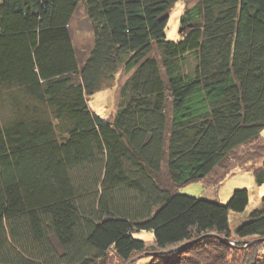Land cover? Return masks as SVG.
Segmentation results:
<instances>
[{
  "label": "trees",
  "instance_id": "16d2710c",
  "mask_svg": "<svg viewBox=\"0 0 264 264\" xmlns=\"http://www.w3.org/2000/svg\"><path fill=\"white\" fill-rule=\"evenodd\" d=\"M180 1L0 0V264L149 250L144 264H264V194L232 230L248 189L227 203L180 191L201 181L217 195L237 157L264 189V0H199L169 40ZM81 4L85 60L70 30ZM120 66L131 74L104 119L88 98Z\"/></svg>",
  "mask_w": 264,
  "mask_h": 264
},
{
  "label": "rangeland",
  "instance_id": "374dc122",
  "mask_svg": "<svg viewBox=\"0 0 264 264\" xmlns=\"http://www.w3.org/2000/svg\"><path fill=\"white\" fill-rule=\"evenodd\" d=\"M198 1L199 0H181L172 7L169 15L170 21L166 30L167 38L169 40L177 41L181 39V34L185 33V30H180L181 16L187 8L193 6ZM70 30L74 45L78 53V57L80 60H85L94 43L92 23L88 19L85 4H81L76 11L70 23ZM130 74L131 73L127 72L123 66H120L114 79L106 83L105 87L101 91L88 98L90 109L104 119L112 120L120 104L121 88ZM262 136L264 138V130L262 131ZM256 145L249 144L248 147L246 146L245 148H243L240 158L250 150H253ZM261 162V159L258 160L257 164L254 163V166H259ZM228 164L236 167L239 171L234 176L226 179L222 183L220 189L217 191V195H215L216 199L221 203H227L228 199L231 196V193L234 189L237 188H246L249 190L250 194V202L246 211L242 213L234 212L231 214V225L232 230H234L235 227L246 221L252 210L260 206L261 197L264 194V189L255 182L253 165H243L244 163H239V157H237V159H231ZM222 170L223 169H220L221 172ZM219 174H216V177H218ZM165 175L166 170L164 169L162 173V179ZM208 187L209 188H206L203 182L198 181L180 187V191L197 197H208V190L213 189L210 186ZM138 235L140 236L139 238L146 239L147 243L153 242L151 240L153 238V235L150 233L142 232ZM177 248L178 246L173 247L169 250L174 251ZM164 253H166V251H162L161 254ZM155 254H159L158 251L149 250L147 252L136 255L132 259V261L127 263L120 260L117 256H115V254H110L108 261L100 264H136V262L140 260L141 261L139 262V264H144L146 261H150L152 259V255Z\"/></svg>",
  "mask_w": 264,
  "mask_h": 264
},
{
  "label": "crops",
  "instance_id": "0c3cea01",
  "mask_svg": "<svg viewBox=\"0 0 264 264\" xmlns=\"http://www.w3.org/2000/svg\"><path fill=\"white\" fill-rule=\"evenodd\" d=\"M208 191H209V190H208ZM212 193H213V192H210L209 194H208V193H207V194L210 195L211 197H212V196L215 197V194H214V193L212 194Z\"/></svg>",
  "mask_w": 264,
  "mask_h": 264
},
{
  "label": "water",
  "instance_id": "95a60500",
  "mask_svg": "<svg viewBox=\"0 0 264 264\" xmlns=\"http://www.w3.org/2000/svg\"><path fill=\"white\" fill-rule=\"evenodd\" d=\"M223 241H225V242H229V241H227V240H225V239H223ZM253 242V241H252ZM252 242H248V243H252ZM231 244H234L233 242H230Z\"/></svg>",
  "mask_w": 264,
  "mask_h": 264
}]
</instances>
